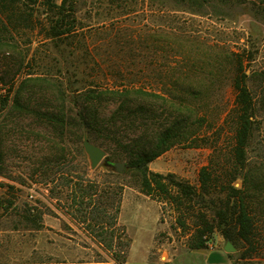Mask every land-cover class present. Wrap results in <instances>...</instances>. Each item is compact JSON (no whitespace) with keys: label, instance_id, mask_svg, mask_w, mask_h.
<instances>
[{"label":"rangeland","instance_id":"obj_1","mask_svg":"<svg viewBox=\"0 0 264 264\" xmlns=\"http://www.w3.org/2000/svg\"><path fill=\"white\" fill-rule=\"evenodd\" d=\"M78 6V17L87 27L89 48L84 44L70 45V41L44 40L37 31L9 25L3 34L0 264H203L205 258L197 254L207 249L187 248L194 234L192 227L181 228L168 205L143 194L138 173L132 169H126L122 175L108 171L104 161L93 167L84 147L85 138L106 152V160L129 161L117 157L124 150L114 141L115 136L108 134L110 128L95 126L89 135L84 129L86 95L98 92V86L128 84L138 70H143L150 84L156 85L167 83L171 74L209 90L210 124L219 113L231 110L235 100L225 53L227 49L247 48L253 54L248 86L255 97L260 123L247 157L251 163H258L264 160V19L255 13L249 0L240 7L227 9L224 15L213 13L204 17L184 12L168 2L174 10L170 13L172 20L179 21L183 33L192 37L190 42L188 37L176 40L178 50L185 56L190 52V62L175 63L168 74L169 57L161 32L156 37L151 34L145 49L136 53L125 45L129 32H122L119 43L108 47V33L100 30L102 22L110 20L107 0H79ZM156 16L148 17L144 23L138 19L133 26L162 28L163 22ZM186 63L194 66L195 73H187ZM101 66L105 71H101ZM107 67L114 68L113 73ZM106 73L108 79L104 78ZM151 101L154 105L162 104L159 100ZM118 112L119 103L106 102L100 108L105 120L115 115L114 131L131 135L141 125L151 132L167 117L162 107H149L141 124L135 122L132 113ZM199 129L194 126L192 132L196 133L189 143H176L151 162L149 170L173 174L197 187L199 171L212 155L206 140L217 137V127L207 125ZM224 138L225 142L229 140L227 135ZM80 187L87 191L85 196ZM258 225L264 226V220ZM218 237L229 242L217 231L210 244H216ZM134 241L137 245L132 251ZM232 245L235 251L230 255L234 264H264V254L243 259V245Z\"/></svg>","mask_w":264,"mask_h":264},{"label":"trees","instance_id":"obj_2","mask_svg":"<svg viewBox=\"0 0 264 264\" xmlns=\"http://www.w3.org/2000/svg\"><path fill=\"white\" fill-rule=\"evenodd\" d=\"M78 1L0 0V45H3V34L9 25L33 33L37 31L44 36V40L70 41V45L84 44L85 48H89L85 37L87 27L78 17ZM247 1L107 0L106 10L110 20L102 22L100 30L108 33V47L119 43L118 36L122 32H129L125 35L128 37L125 45L130 47L131 53L145 49L152 35L156 37L161 32L165 39L162 42L166 47L164 50L169 57L166 66L169 74L175 63L190 62V52L185 56L186 53L178 50L176 40L188 37L190 42L192 37L183 33L184 28L179 21L172 20L170 13L174 10L168 6V2L183 8L184 12L204 17L213 13L224 15L227 9L240 7ZM249 1L255 6V13L264 19V0ZM153 16L161 19L164 30L162 26L151 30L147 24L133 26L136 20L140 19L144 23ZM181 56L184 57L178 61ZM225 60H228L231 68V87L235 100L233 108L219 113L213 123L209 124L211 105L208 89L177 79L171 74L167 83L150 84L143 70L132 74L133 79L128 84L104 88L98 86V92H88L86 112L81 116L88 135L95 126L110 128L108 134L115 136L114 141L124 150L117 157L128 159L126 169L139 174L141 192L161 205H168L176 216V224L181 228L186 230L192 227L194 234L187 242L188 249H208L218 231L226 241L243 245V259H252L264 254V226L258 225L264 220V160L253 164L247 157L251 140L260 131L255 97L248 86V69L253 63V54L247 48L227 49ZM184 67L188 74L196 71L188 63ZM100 68L105 71V67ZM113 69L107 67L112 73ZM107 76L108 73L104 78L108 79ZM151 100H159L162 104L154 105ZM106 102L114 105L119 103L118 115L128 111L138 123L144 121L149 107L155 110L162 107L167 115L166 122H159L151 132L143 130L142 125L132 135L117 132L113 130L117 125L115 115L105 120L100 114V108ZM90 108H93L92 111ZM196 125L199 130L207 125L217 127V137L206 140L205 145L212 155L208 164L199 171L197 187L176 179L173 174L163 175L149 170V164L176 143H189L191 136L196 133L192 132ZM227 128L229 131H226ZM225 135L229 137L227 143ZM108 171L113 172L110 168ZM80 190L83 191L82 196L87 194L84 187H80ZM205 209L211 211L213 216Z\"/></svg>","mask_w":264,"mask_h":264},{"label":"water","instance_id":"obj_3","mask_svg":"<svg viewBox=\"0 0 264 264\" xmlns=\"http://www.w3.org/2000/svg\"><path fill=\"white\" fill-rule=\"evenodd\" d=\"M84 147L86 152L89 154L90 159L92 161V165L93 167H97L102 161H104V164L106 167L112 169L115 173L117 174H124L125 169H126V163L124 162H113L111 160H106V152L98 147L93 145L88 138H85V142H84ZM225 251L227 253H232L235 251V248L233 247V245L228 242L227 246L225 248Z\"/></svg>","mask_w":264,"mask_h":264},{"label":"crops","instance_id":"obj_4","mask_svg":"<svg viewBox=\"0 0 264 264\" xmlns=\"http://www.w3.org/2000/svg\"><path fill=\"white\" fill-rule=\"evenodd\" d=\"M228 242H225L220 237L216 239L214 243V249H207L206 251H200L197 255L203 256L205 261L203 264H234L230 253L225 251ZM137 242L134 241L132 251L136 248ZM131 251V252H132ZM150 252V246L148 254Z\"/></svg>","mask_w":264,"mask_h":264},{"label":"built area","instance_id":"obj_5","mask_svg":"<svg viewBox=\"0 0 264 264\" xmlns=\"http://www.w3.org/2000/svg\"><path fill=\"white\" fill-rule=\"evenodd\" d=\"M209 249H214V244H209Z\"/></svg>","mask_w":264,"mask_h":264}]
</instances>
